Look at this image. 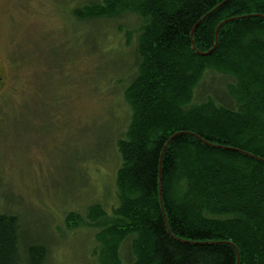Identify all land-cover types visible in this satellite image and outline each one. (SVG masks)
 I'll return each mask as SVG.
<instances>
[{
  "label": "trees",
  "instance_id": "16d2710c",
  "mask_svg": "<svg viewBox=\"0 0 264 264\" xmlns=\"http://www.w3.org/2000/svg\"><path fill=\"white\" fill-rule=\"evenodd\" d=\"M73 13L143 25L118 206L71 212L68 225L97 229L99 264H125V244L128 264H264V0H102ZM222 22L216 49L198 54ZM208 72L232 79L228 102L196 100ZM21 234L20 217L1 213L0 264H44L47 247Z\"/></svg>",
  "mask_w": 264,
  "mask_h": 264
},
{
  "label": "rangeland",
  "instance_id": "374dc122",
  "mask_svg": "<svg viewBox=\"0 0 264 264\" xmlns=\"http://www.w3.org/2000/svg\"><path fill=\"white\" fill-rule=\"evenodd\" d=\"M101 1L0 0V214L20 217L22 244L47 247L44 264H99L97 229L70 227L67 216L118 206L117 142L130 122L124 90L143 20L73 13ZM231 81L208 72L196 100L228 102ZM122 257L128 264L126 244Z\"/></svg>",
  "mask_w": 264,
  "mask_h": 264
},
{
  "label": "water",
  "instance_id": "95a60500",
  "mask_svg": "<svg viewBox=\"0 0 264 264\" xmlns=\"http://www.w3.org/2000/svg\"><path fill=\"white\" fill-rule=\"evenodd\" d=\"M225 22H222L217 28H216V31H215V45H214V47L210 50V51H208V52H205V53H202V52H200V51H197V53L198 54H201V55H209V54H211V52L213 51V50H215L216 49V47H217V44H218V35H219V30H220V28H221V26L224 24ZM193 33H194V30H193V32H192V40H193ZM194 43V42H193ZM194 46V48H196V46H195V44L193 45ZM2 77H0V87H1V84H2Z\"/></svg>",
  "mask_w": 264,
  "mask_h": 264
},
{
  "label": "flooded vegetation",
  "instance_id": "af4514ba",
  "mask_svg": "<svg viewBox=\"0 0 264 264\" xmlns=\"http://www.w3.org/2000/svg\"><path fill=\"white\" fill-rule=\"evenodd\" d=\"M2 84H3V80H2ZM2 84H1V86H2ZM1 88V87H0Z\"/></svg>",
  "mask_w": 264,
  "mask_h": 264
}]
</instances>
